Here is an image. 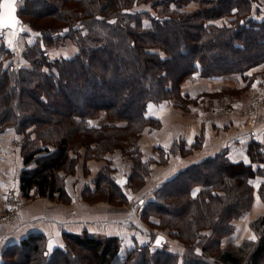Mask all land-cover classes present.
I'll use <instances>...</instances> for the list:
<instances>
[{"label":"trees","instance_id":"obj_1","mask_svg":"<svg viewBox=\"0 0 264 264\" xmlns=\"http://www.w3.org/2000/svg\"><path fill=\"white\" fill-rule=\"evenodd\" d=\"M192 1L199 5L194 11L186 8ZM148 2L154 12L134 9ZM253 3L23 0L20 23L39 34L23 51L27 64H17L14 48L0 43V132L13 128L22 136L16 141L23 146L27 166L19 176L22 193L71 202L63 173L75 170L81 146L87 157H104L121 147L134 160L125 182L117 181L115 167L105 165L83 198L130 203V191L146 182L154 162L165 163L193 149L178 139L168 149L154 148L159 160L146 155L138 137L159 122L149 116L150 106L172 102L187 108L199 97L183 92L185 81L198 74L244 73L264 62V19L256 18ZM147 17L149 26L143 24ZM227 17L228 23L215 22ZM65 39L77 43V53L52 57L48 47ZM97 118L105 122L94 123ZM201 142L198 137L193 147ZM227 153L224 148L187 165L145 202L144 221L150 224L149 218L156 216L151 226L183 243L182 253L139 244L120 259L118 235L64 231L56 245L42 232H32L7 245L0 264H264V214L251 223L256 239L222 245V238L234 232L235 221L252 207L251 178L261 171L232 161ZM249 154L264 162L259 142H251ZM260 193L264 198V185ZM49 242L54 244L51 250Z\"/></svg>","mask_w":264,"mask_h":264},{"label":"crops","instance_id":"obj_2","mask_svg":"<svg viewBox=\"0 0 264 264\" xmlns=\"http://www.w3.org/2000/svg\"><path fill=\"white\" fill-rule=\"evenodd\" d=\"M253 1L254 15L259 20L264 19V0ZM17 6H20L19 2ZM219 21L221 23L228 22L226 19L215 22L219 23ZM3 33L0 35V40L12 48H17L21 38L19 34L13 36L11 29H6ZM9 40L12 41L11 44ZM263 85L264 62L244 73L212 76L198 74L194 79L185 81L183 92L192 98L202 97V99L196 103L192 102L187 112L178 111L171 103L164 105V112H161V109H155L152 114L148 113L149 116L161 121V127L152 132L153 136L151 135V137L148 136L150 132H146L144 136H148L147 141L142 146L144 151L146 150V155L159 157L156 151L155 154H149L147 150L151 149L154 152V148L157 146L168 149L176 140L182 139L187 148H193V152H190L189 155L172 156L167 166L153 167L155 168L153 188L149 187V190L145 191L140 198L130 200L134 207L132 206L129 213L124 211L109 215L104 209L94 215L91 213L82 216L79 213L68 211L73 203L68 206L33 205L31 208H27L28 211L20 213L18 220L9 231L0 233V258L7 245L18 242L32 232H42L52 239L54 244L59 245L62 242L64 231L80 233L84 230L118 235L121 238L119 252L121 259H124L130 250L139 244L152 242L151 246L159 247L154 245V242L160 234L164 236L161 246L182 253L183 246L177 243L178 241L172 238L168 231H155V237L152 238V232L144 222L140 224L133 221L134 226L130 229L128 227L131 224L129 218H132L134 214L139 218L136 207H141L148 199H151L154 189L159 184L175 176L187 165L214 155L224 148L227 149V154L232 161L252 164L256 171H261L251 178V183L255 188L252 207L244 218L235 221L234 232L222 238V245L240 244L244 239H252V237L256 239L257 235L251 223L258 216L264 214V198L260 193V188L264 185V172H262L264 171V162L253 161L249 154V148L251 142L256 141L262 146L264 152V104L252 106L254 95ZM169 108L171 109L169 110ZM198 137L202 138V142L201 146L196 148L193 145ZM117 173L115 177L121 183ZM67 191L70 190L67 188ZM197 191L198 188L195 193ZM80 201L78 200V202ZM127 206L111 208L122 211L124 208L127 210ZM174 242L180 246L181 251L175 248L177 245Z\"/></svg>","mask_w":264,"mask_h":264},{"label":"rangeland","instance_id":"obj_3","mask_svg":"<svg viewBox=\"0 0 264 264\" xmlns=\"http://www.w3.org/2000/svg\"><path fill=\"white\" fill-rule=\"evenodd\" d=\"M19 2V5L22 6L23 5V0L21 2V0H18L17 3ZM198 4L194 1L188 3V5H186V8L188 10H196L198 8ZM135 10L140 9V10H149L151 12H154L155 8L152 6L151 2L148 3H143L137 7L134 8ZM229 17H227V21H229ZM223 20V19H221ZM218 23V22H217ZM228 23V22H227ZM143 24L145 26H149L151 25V21L150 19L144 18L143 19ZM218 24H221V22L219 21ZM24 26V31H18L20 38L19 41V45L17 48H14V51L16 53V57H17V64H27L25 59L23 58V51L26 47V45H30L33 44L36 41V35L35 32L33 30H31V28L29 26L23 25ZM29 27V29H28ZM22 32H29V34H23ZM0 42H4L3 40H0ZM5 43V42H4ZM76 42H73L70 39H65V40H61L59 43L55 44L52 47H48V51L49 54L52 57H70L73 56L75 53H77L78 51V45ZM6 44V43H5ZM201 98L199 97L198 101H200ZM172 102H168L167 104H161L160 106H154L151 105L150 109H149V113L152 114L153 110L155 109H161V112L165 111V106L171 104ZM192 102L188 103L187 108H182L178 105L174 106L177 108V110H181L182 112H187L189 110V105ZM173 104V103H172ZM165 105V106H164ZM164 108V109H162ZM171 108H169L170 110ZM45 114V112H44ZM43 114V115H44ZM105 122V120L103 118H97L94 120V123L101 125ZM161 127V121L159 120L157 125H150L147 126L142 133L139 135L138 137V145L139 147L143 150V152L146 154V150L144 151L143 149V144L144 142L147 141V137L151 135L153 136L154 131H156V129H159ZM146 132H150V134L148 136H144ZM22 136H20L19 133H17L13 128H9L5 131H1L0 132V216L5 215L8 212V206H7V197L8 195L12 192H18L20 194V200L22 203V207L21 209H19L15 215V217L13 219H9V220H3L0 222V233H5L7 231H9L14 223L18 220L20 213H25L27 212V208H31L33 205L34 206H40V205H44L45 207H51L53 205L57 206H68V204L73 203L70 210V212L72 213H79L82 216H86L88 214L94 215V213L96 212H101L102 210L105 209L106 212H108L109 215L111 214H117L120 212H126L130 211L131 208L134 207V204L132 205L131 202L127 203V204H123V205H117V204H112L110 202H108L106 199L104 200H100V201H96V202H91V201H87L86 199L83 198V191L85 188H89L92 187V185H94L93 187H95L94 184V179L97 177L98 172L100 171V169L105 166V165H110L112 168L115 167V174L117 173V176L119 178V181L123 184L125 182V179L127 177V175L129 173H131L132 171V166L134 165V160L132 158V155H127L124 153V151L122 150L121 147H115L114 149L110 150V151H106L104 157H87L86 156V150L83 146H81V150L77 151L78 153V158H77V162H76V168L72 173H68V172H64L63 174L65 175V183H66V188H68L70 191V195H72V199L71 202H67L64 200H60L57 197L55 198H48V197H43V196H39L37 194L32 195L30 198L26 197L22 191L19 189V176L22 172V170L24 168H26L27 166L23 164V154H22V149L23 146H20L16 143V141L18 139H20ZM145 138V139H144ZM150 139V138H149ZM149 154H155V150L153 152V150L149 149L147 150ZM193 152V150L191 151ZM158 154V152H157ZM190 153L186 154L189 155ZM149 157H154L157 160L160 159V157H155V156H149ZM172 156H170L171 159ZM169 159V160H170ZM112 160L111 163L112 164H108L107 161ZM169 164V161L165 162V163H157L154 162L153 163V167H157V166H167ZM32 166V165H31ZM154 170L155 168H153L151 174L147 177L146 182L138 189V191L136 192H132L130 191V198L131 200L134 199H138L142 196V194L145 191L149 190V187L152 189L153 186V179H154ZM126 173V174H124ZM116 176V175H115ZM92 187V188H93ZM137 195V196H136ZM105 198H107L105 196ZM78 200H81L80 202H78ZM89 200V199H88ZM127 206L128 209L126 210V208H124L122 211L119 209H113L114 207H124ZM145 205V204H144ZM142 205L141 207H136V212L139 215V218L134 214L129 218V222L131 223L130 225H128V227L130 229H132V226H134L133 221H135L136 223H140V224H145V226H147L150 230V232H157L160 231L159 228H153L151 223H154L157 219L153 218L156 216H151L152 218L148 220V222L150 224H148L147 222L144 221L143 219V209L145 208V206ZM133 206V207H132ZM100 207H104V208H100ZM113 207V208H111ZM74 211V212H73ZM78 218V217H77ZM138 218V219H135ZM75 221V220H74ZM80 221H87V220H80ZM92 221V220H91ZM152 225V226H151ZM152 229V230H151ZM90 232V231H88ZM135 233V232H134ZM90 234H94V235H108V234H102L101 232L98 231H91ZM175 239V238H174ZM177 240V239H176ZM179 244H181L184 248L183 243H180L179 240H177ZM152 243V242H150ZM148 243L150 245L151 248H154L153 246H151V244ZM176 243V242H174ZM176 243V245H177ZM60 245V244H59ZM52 246H54V244H52ZM180 246H176L175 248L178 249L179 251H181L182 249L179 248ZM157 248V247H155ZM184 250H182L181 252H183ZM121 259V258H120Z\"/></svg>","mask_w":264,"mask_h":264},{"label":"snow or ice","instance_id":"obj_4","mask_svg":"<svg viewBox=\"0 0 264 264\" xmlns=\"http://www.w3.org/2000/svg\"><path fill=\"white\" fill-rule=\"evenodd\" d=\"M16 3L17 0H2V2H0V35L4 34L2 31L4 29H11L13 36L16 35L18 31L25 30L24 26L20 23V21L15 15ZM9 43L11 44L12 41L9 40ZM252 239H255V237H252ZM159 242L160 241L157 240V243ZM51 248H52V243L49 242V250H51Z\"/></svg>","mask_w":264,"mask_h":264},{"label":"built area","instance_id":"obj_5","mask_svg":"<svg viewBox=\"0 0 264 264\" xmlns=\"http://www.w3.org/2000/svg\"><path fill=\"white\" fill-rule=\"evenodd\" d=\"M261 104H264V85L261 87V89L259 90V92H257L254 95V98L252 100V106L256 107L259 106ZM20 194L18 192L12 191L9 195H8V199H7V206H8V212L3 215L0 216V222L3 220H9V219H13L17 213V211L21 208H23L21 200H20Z\"/></svg>","mask_w":264,"mask_h":264},{"label":"water","instance_id":"obj_6","mask_svg":"<svg viewBox=\"0 0 264 264\" xmlns=\"http://www.w3.org/2000/svg\"><path fill=\"white\" fill-rule=\"evenodd\" d=\"M18 1V0H17ZM0 2H2V0H0ZM15 15H16V17L18 18V20L20 21V17H19V15H18V6H17V3H16V12H15ZM4 30H6V29H4ZM4 30H2V31H4ZM164 239V236L163 235H158L157 236V238H156V240H155V242H154V245H156V246H161L162 245V240ZM157 240H159L160 242L159 243H157Z\"/></svg>","mask_w":264,"mask_h":264}]
</instances>
